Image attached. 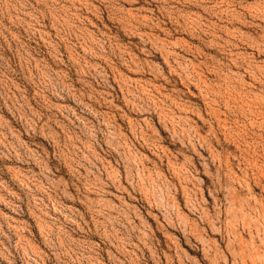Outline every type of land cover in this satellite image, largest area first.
I'll return each mask as SVG.
<instances>
[{"label":"rangeland","instance_id":"obj_1","mask_svg":"<svg viewBox=\"0 0 264 264\" xmlns=\"http://www.w3.org/2000/svg\"><path fill=\"white\" fill-rule=\"evenodd\" d=\"M0 264H264V0H0Z\"/></svg>","mask_w":264,"mask_h":264}]
</instances>
